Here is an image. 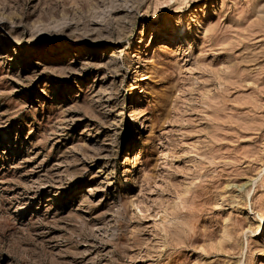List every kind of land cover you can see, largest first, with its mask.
<instances>
[{
  "label": "rangeland",
  "instance_id": "1",
  "mask_svg": "<svg viewBox=\"0 0 264 264\" xmlns=\"http://www.w3.org/2000/svg\"><path fill=\"white\" fill-rule=\"evenodd\" d=\"M0 264H264V0H0Z\"/></svg>",
  "mask_w": 264,
  "mask_h": 264
},
{
  "label": "bare ground",
  "instance_id": "2",
  "mask_svg": "<svg viewBox=\"0 0 264 264\" xmlns=\"http://www.w3.org/2000/svg\"><path fill=\"white\" fill-rule=\"evenodd\" d=\"M110 144V143H109Z\"/></svg>",
  "mask_w": 264,
  "mask_h": 264
}]
</instances>
